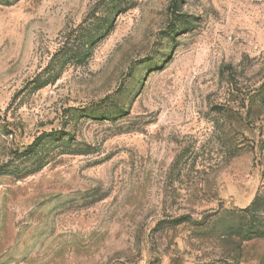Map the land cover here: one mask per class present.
Listing matches in <instances>:
<instances>
[{
    "label": "rangeland",
    "instance_id": "rangeland-1",
    "mask_svg": "<svg viewBox=\"0 0 264 264\" xmlns=\"http://www.w3.org/2000/svg\"><path fill=\"white\" fill-rule=\"evenodd\" d=\"M0 168V264H264V0H0Z\"/></svg>",
    "mask_w": 264,
    "mask_h": 264
},
{
    "label": "trees",
    "instance_id": "trees-1",
    "mask_svg": "<svg viewBox=\"0 0 264 264\" xmlns=\"http://www.w3.org/2000/svg\"><path fill=\"white\" fill-rule=\"evenodd\" d=\"M110 23L106 22L103 24L104 27H109ZM93 42V38L91 36H87L86 43L89 45ZM81 52L77 53L80 54ZM94 117L101 118L106 116V119H114L115 117L122 115L121 109L112 110V111H101L98 112L92 111ZM66 134H62L61 132H48L42 133L37 136L24 150L21 152H16L19 154V160L30 161L34 160V164L37 165L32 172H28L27 175L34 173L41 169L45 165V156L43 155L44 151L48 143H63ZM69 140V139H68ZM18 169V168H17ZM0 168V174L5 173L2 172ZM26 175V174H25ZM228 218L230 220L226 221L223 224V231L228 235H238L243 240H251L253 238H262L264 237V188L257 194L254 201L247 206L246 208L240 209L237 212H229ZM183 218L176 219L175 222L180 224L184 220ZM174 222V223H175ZM148 264H164L162 261L153 260ZM195 264H230L229 262H199Z\"/></svg>",
    "mask_w": 264,
    "mask_h": 264
}]
</instances>
